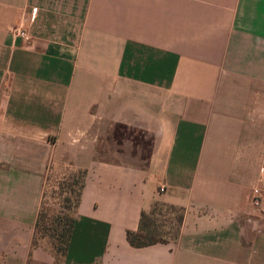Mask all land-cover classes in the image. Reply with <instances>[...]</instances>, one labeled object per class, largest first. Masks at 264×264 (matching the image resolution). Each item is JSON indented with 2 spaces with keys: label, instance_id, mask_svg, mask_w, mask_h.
Listing matches in <instances>:
<instances>
[{
  "label": "crops",
  "instance_id": "0c3cea01",
  "mask_svg": "<svg viewBox=\"0 0 264 264\" xmlns=\"http://www.w3.org/2000/svg\"><path fill=\"white\" fill-rule=\"evenodd\" d=\"M52 165L86 172L61 264H264V0H0V264H55ZM156 202L177 241L132 248Z\"/></svg>",
  "mask_w": 264,
  "mask_h": 264
},
{
  "label": "trees",
  "instance_id": "16d2710c",
  "mask_svg": "<svg viewBox=\"0 0 264 264\" xmlns=\"http://www.w3.org/2000/svg\"><path fill=\"white\" fill-rule=\"evenodd\" d=\"M72 172H77L78 176L75 177V175H72L68 179H63V181L58 184V196H65L59 203V211L48 214L43 209V202H41L34 224L31 242L32 248H36L42 243L40 242L41 240H46L44 244L54 258L55 264H61L66 256L75 224V214L85 183L86 172L84 170ZM69 196H73L75 201L71 202ZM159 206L167 207L169 210L179 213L174 219L175 230L172 235L173 241H177L184 210L156 202L152 205L150 211L141 212L137 232H126V240L132 248L141 249L157 244L168 243V239L166 238H169V235L162 234L154 220L156 208Z\"/></svg>",
  "mask_w": 264,
  "mask_h": 264
},
{
  "label": "rangeland",
  "instance_id": "374dc122",
  "mask_svg": "<svg viewBox=\"0 0 264 264\" xmlns=\"http://www.w3.org/2000/svg\"><path fill=\"white\" fill-rule=\"evenodd\" d=\"M126 136L129 140L133 139L136 144L141 142V135L135 132H126ZM72 175L78 176L77 172H72V170L62 169L56 167V165H52L50 171L47 175V180L45 181L44 187V195H43V209L48 213H56L60 209V201L65 196H58L59 188L58 184L63 181V179H68ZM71 202H74L75 199L73 196H69ZM178 212L171 211L167 207L159 206L156 208V213L154 216V220L156 221V225L159 227V231L162 234H168L169 238L168 243H175L172 239V235L174 233V219L178 216ZM46 240H41L40 242L45 243Z\"/></svg>",
  "mask_w": 264,
  "mask_h": 264
},
{
  "label": "built area",
  "instance_id": "2783aa9c",
  "mask_svg": "<svg viewBox=\"0 0 264 264\" xmlns=\"http://www.w3.org/2000/svg\"><path fill=\"white\" fill-rule=\"evenodd\" d=\"M33 14H35L34 11ZM13 32L15 36L21 38L22 40L27 42L29 41V35L26 31L23 30L22 25L19 26L17 29H14ZM262 192L263 191L258 188L253 189L250 200V204L253 208H258L260 206L263 194Z\"/></svg>",
  "mask_w": 264,
  "mask_h": 264
}]
</instances>
